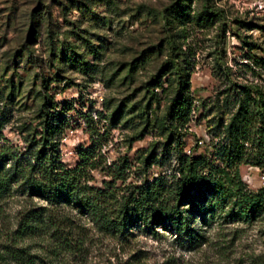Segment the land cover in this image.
Listing matches in <instances>:
<instances>
[{
    "label": "rangeland",
    "instance_id": "374dc122",
    "mask_svg": "<svg viewBox=\"0 0 264 264\" xmlns=\"http://www.w3.org/2000/svg\"><path fill=\"white\" fill-rule=\"evenodd\" d=\"M204 5L222 18L206 16ZM176 63L191 99L182 151L207 154L247 98L239 87L264 89V0H0V140L23 150L40 139L46 121L60 123L52 138L59 160L73 167L90 126L105 127L113 116L106 160L125 156L141 172L145 156L159 157L168 141L161 118ZM174 166L170 152L140 174ZM238 170L249 189L264 184L257 167L240 163ZM93 174L99 184L102 174ZM23 206L14 199L1 208L0 264H22L6 245ZM79 223V251L55 252L45 235L19 246L37 264H264V215L251 223L214 219L193 248L160 227L156 236L133 229L122 241Z\"/></svg>",
    "mask_w": 264,
    "mask_h": 264
},
{
    "label": "trees",
    "instance_id": "16d2710c",
    "mask_svg": "<svg viewBox=\"0 0 264 264\" xmlns=\"http://www.w3.org/2000/svg\"><path fill=\"white\" fill-rule=\"evenodd\" d=\"M203 11L222 18L208 5ZM170 71L174 86L161 118L168 141L159 157L152 152L142 162L145 172L154 163L163 165L173 152L175 166L166 173L141 177L143 172L133 173L125 156L106 160L113 116L105 127L90 126L89 145L76 151L78 161L73 167L59 160L52 138V133L61 131L60 123L49 126L46 121L40 139L26 141L23 150L0 140V211L11 200L24 203L11 243L6 245L19 263L37 264L19 246L33 236L53 239L55 252L79 251L84 230L79 222L84 220L97 234L122 241L128 240L133 229L156 236L154 228L160 227L193 248L205 241V229L214 219L221 224L251 223L264 215V184L249 189L238 170L243 163L264 172V89L239 87L247 98L239 99L221 128L222 140L210 142L207 154L186 155L182 148L189 134L184 127L191 106L188 77L177 63ZM94 172L102 174L99 184ZM129 176L135 180H128Z\"/></svg>",
    "mask_w": 264,
    "mask_h": 264
}]
</instances>
